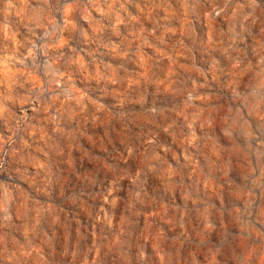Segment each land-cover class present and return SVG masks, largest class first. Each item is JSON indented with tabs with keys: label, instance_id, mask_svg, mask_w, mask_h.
<instances>
[{
	"label": "clouds",
	"instance_id": "9594fccd",
	"mask_svg": "<svg viewBox=\"0 0 264 264\" xmlns=\"http://www.w3.org/2000/svg\"><path fill=\"white\" fill-rule=\"evenodd\" d=\"M0 264H264V0H0Z\"/></svg>",
	"mask_w": 264,
	"mask_h": 264
}]
</instances>
